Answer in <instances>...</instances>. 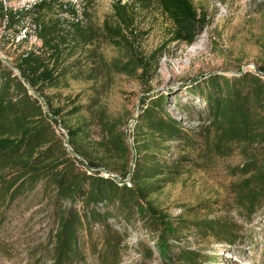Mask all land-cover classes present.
I'll return each mask as SVG.
<instances>
[{"label":"trees","instance_id":"16d2710c","mask_svg":"<svg viewBox=\"0 0 264 264\" xmlns=\"http://www.w3.org/2000/svg\"><path fill=\"white\" fill-rule=\"evenodd\" d=\"M148 1L114 3L119 39H111V43L130 56L125 62L118 59L109 65L98 58V65L147 83L151 60L138 53L125 30L133 25L126 9L135 11V5L144 6ZM155 1L172 23L171 42L192 45L206 25L204 11L193 0ZM54 3L42 0L30 9L3 11L12 26L16 17L34 15L43 46L24 53L13 64L14 69L0 57V221L10 205L31 193L40 194L56 210L58 228L51 257L55 264H88L90 254L96 264H121L130 248L126 241L131 230H161L142 202L182 175L190 163L186 152L192 151L222 158L234 153L241 156L244 163L236 167L234 176L249 177L234 186L236 214L249 221L263 208L264 76L239 72L231 78L213 76L204 82L203 89L197 91L205 101L197 126H183L170 115L164 96H146L128 132V119L112 114L100 91H95L87 104L76 105L71 100L64 107H57L55 95L47 93L67 86L66 79L72 74L88 81L98 77L94 67L75 71L78 62L65 66L68 58L80 54L82 46L92 44L95 38L85 35L79 22L71 25L73 31L58 34L61 21L44 18ZM260 7L264 14V0ZM70 11L77 14L73 8ZM69 107L71 110L64 113ZM60 124L79 158L68 151L66 139L57 132ZM97 169L116 174L122 181ZM229 207L206 201L187 208L177 219L167 216L180 248L178 264L220 262L217 255L192 248L187 238L193 237L199 246H234L243 241L242 227L233 217L224 216L230 214ZM141 242L137 250L147 261L151 250Z\"/></svg>","mask_w":264,"mask_h":264},{"label":"rangeland","instance_id":"374dc122","mask_svg":"<svg viewBox=\"0 0 264 264\" xmlns=\"http://www.w3.org/2000/svg\"><path fill=\"white\" fill-rule=\"evenodd\" d=\"M40 1L0 0V57L6 64L7 61L12 65L17 63L24 53L42 48L43 43L38 38L40 27L34 15L16 17L12 26L3 11L30 9ZM54 1L44 18L61 21L56 29L58 34L73 31L71 25L79 22L83 33L95 38L92 44L82 46L80 54L68 58L65 66L78 62L80 66H75V71H86L90 67L98 70L94 81H88L85 76L75 79L72 74L66 79L67 86L48 90L47 93L55 95L57 107L69 105L71 100L76 101V105L87 104L95 91H100L109 111L128 119V126H133L131 120L139 113L144 97L159 94L166 98L169 114L183 126L191 127L199 124L205 107L203 97L197 92L203 89L204 82L213 76L231 78L239 72L264 74V14L260 7L263 0H193L196 7L204 11L206 25L197 32L192 45L171 42L172 23L155 0L140 7L135 5V11L128 7L126 12L133 25L132 34L125 30V36L140 55L151 60L153 68L145 75L148 83L98 65L99 57L109 65L118 59L125 62L130 56L124 55L111 39H119V18L113 9L114 3L130 5L132 0ZM71 8L77 11L76 15ZM22 33L27 37L18 42ZM141 73L140 70L138 75ZM56 130L66 139L65 131L59 126ZM186 153L190 163L184 166L182 175L142 202L161 230L157 233L141 227L131 230L126 241L130 248L124 253L121 264H178L180 248L174 242V231L167 216L177 219L187 208L206 201L230 206V214L224 216L233 217L242 227L243 241L234 246H199L192 237L187 238L188 244L217 255L219 264H264V205L249 221L239 218L235 211L234 186L249 177L234 176L236 167L244 163L241 156L234 153L222 158L204 152ZM55 211L36 193L10 205L0 221V264H55L51 258L53 237L58 228ZM139 242L149 247L151 259L146 261L138 252ZM86 251L90 253L88 248ZM88 264H96L91 254Z\"/></svg>","mask_w":264,"mask_h":264},{"label":"water","instance_id":"95a60500","mask_svg":"<svg viewBox=\"0 0 264 264\" xmlns=\"http://www.w3.org/2000/svg\"><path fill=\"white\" fill-rule=\"evenodd\" d=\"M7 63L11 66V67H13L14 68V66L9 62V61H7ZM259 74H262V73H259ZM263 76H264V74H262ZM135 119V117L133 118V120ZM133 120L131 121V122H133ZM63 131H65L66 132V142H65V145H66V147L68 148V150L75 156V157H78L79 158V156L74 152V150L71 148V146H70V144H69V135H68V132L63 128V126L60 124V126H59ZM129 129H130V125L128 126V128H127V131L129 132ZM80 160L81 161H83V163L84 164H86L85 162H84V160H82L81 158H80ZM133 168H134V163L132 164V166H131V172H132V170H133ZM99 172H102L103 174H105L107 177H109V176H112L116 181H118V182H121L122 180H121V178L118 176V175H116V174H113V173H111V172H109V171H107V170H104V169H97Z\"/></svg>","mask_w":264,"mask_h":264},{"label":"built area","instance_id":"2783aa9c","mask_svg":"<svg viewBox=\"0 0 264 264\" xmlns=\"http://www.w3.org/2000/svg\"><path fill=\"white\" fill-rule=\"evenodd\" d=\"M26 37H27L26 33H22V34L18 37V42L21 41V40H23V39L26 38Z\"/></svg>","mask_w":264,"mask_h":264}]
</instances>
